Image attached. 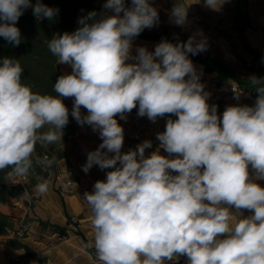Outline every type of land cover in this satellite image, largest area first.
<instances>
[{
    "label": "clouds",
    "instance_id": "clouds-1",
    "mask_svg": "<svg viewBox=\"0 0 264 264\" xmlns=\"http://www.w3.org/2000/svg\"><path fill=\"white\" fill-rule=\"evenodd\" d=\"M203 2L219 11L227 0ZM27 9L38 21L59 12L42 0H0V38L13 47L23 41L17 23ZM102 9L48 41L57 64L71 68L57 77L55 95L34 92L22 82L20 60L0 57V171L23 177L34 165L50 167L56 158L35 156L36 145L62 141L71 115L102 141L81 166L85 174L107 170L83 194L93 235L84 247L101 264H165L174 256L187 264H264V187L256 182L264 180V78H249L257 92L251 105L234 92L237 103L221 115L189 58L208 49L202 29L133 54V41L159 25L158 8L152 0H105ZM169 19L185 27L188 8L176 2ZM133 109L152 123L168 117L148 155L150 140L122 151L116 117L126 121ZM50 187L38 178L34 191L44 196Z\"/></svg>",
    "mask_w": 264,
    "mask_h": 264
},
{
    "label": "crops",
    "instance_id": "crops-1",
    "mask_svg": "<svg viewBox=\"0 0 264 264\" xmlns=\"http://www.w3.org/2000/svg\"><path fill=\"white\" fill-rule=\"evenodd\" d=\"M130 2V0H128ZM155 7L159 10L160 23L158 26L148 29L159 32L166 29L170 34H184L189 37L198 29L203 30L207 37L208 49L204 53H209L216 59L226 62L230 65L235 74L240 77H250L245 63H250L252 54L248 52L236 37L231 24L235 16V0H227L219 11H214L204 6L203 0H152ZM178 2L188 8V23L185 27H179L170 22L169 13L173 5ZM248 15L251 28L245 32L248 45L261 52V62L264 64V0H248ZM157 43L136 38L133 41V54L138 46L146 47L149 51H154ZM198 71H202L201 82L205 84L206 91L211 93L209 103L219 99L225 93V90L214 86L215 80L212 73H205L202 67L193 62ZM62 73H70L71 68L67 65H60ZM231 90H235L231 89ZM72 105L71 98L67 99ZM248 93H243L239 103L251 105L254 102ZM237 101L232 96L224 99V105H233ZM87 114L86 109H81ZM168 117L160 118L156 123L150 122L147 117H138L137 114H128L127 120L118 122L124 129V145L122 151L135 149L136 145L142 141H152V147L146 149V155L159 148L160 142L156 139L158 132L165 130V123ZM175 118V117H173ZM98 133H94L90 126L85 125L71 135L62 145V150L66 153L73 171L77 174L78 180L71 181L69 172L66 168V160L61 159L56 164V175L52 176V182L49 192L44 196L37 197L36 208L42 214L48 216L53 224L67 227V236L59 240L58 236L53 237V241L46 244L43 241L35 239L37 223H32L27 230V237L22 239L40 256L46 258L45 264H101L96 254H93L84 247L85 242L80 235L75 234L78 229L87 240V244L92 240L91 212L89 205L83 198V194L92 191L93 184L97 180L105 178V171H101L98 166H94L89 173L82 171V165L86 162L88 151L95 150L101 143ZM162 155H167L163 149H159ZM264 187V180H257ZM0 211L18 218H23L27 209L12 202L10 205L0 204ZM249 215L247 211L244 213ZM66 215L76 220L78 225H67ZM21 251L14 250L7 243L6 236H0V264H13L11 258L17 257ZM19 264H40L33 259L22 260ZM165 264H187L185 257H173L171 262L165 261Z\"/></svg>",
    "mask_w": 264,
    "mask_h": 264
},
{
    "label": "trees",
    "instance_id": "trees-1",
    "mask_svg": "<svg viewBox=\"0 0 264 264\" xmlns=\"http://www.w3.org/2000/svg\"><path fill=\"white\" fill-rule=\"evenodd\" d=\"M42 2L49 7L58 8L57 16L51 21L47 19L38 21L33 16L32 10L27 9L17 23V27L23 36L22 43L18 47H13L3 38H0V57H15L20 60L24 68L22 82L31 85L34 92L55 95L53 84L57 77L63 73L59 64H57V58L48 50V41L54 34L74 31L79 26L78 19L86 16L88 12L95 10L97 13H101L105 0H42ZM33 3H35V0H33ZM234 12L235 16L231 24L232 30L235 31L236 37L242 46L252 54L251 62L244 65L249 71L250 77L264 78L261 52L250 47L245 37V32L251 28L248 0H235ZM137 38L157 44L161 40L176 43L188 39L184 34H170L166 29L159 32L145 29ZM189 58L198 63L205 73L213 74L216 88L225 90L222 97L209 103L218 105L219 114L222 115L226 107L224 99L232 96L234 92L248 93L252 98H256L257 92L254 89L255 86L249 80L250 77L238 76L226 62L204 52L195 56L189 54ZM232 86H235V90H231ZM64 103L71 112L72 104L67 99L64 100ZM131 113L137 114V109H133ZM79 128L80 126L70 115L69 124L64 129L62 141L47 146L36 145L35 156H47L49 159L56 158L50 167L34 165V169L23 177L9 176L8 173L11 169L0 171V204L10 205L12 202H17L27 209L23 218L14 217L0 211V236L7 237V243L12 249L21 251L17 257L10 259L13 264H19L25 259H33L40 264L46 262L44 256H40L34 248L22 241L27 237V230L32 223H37L35 239L46 244L53 241L55 236H67V227L51 223L48 216L38 211L35 204L37 197L34 195L33 190L38 178L49 179L52 182V176L56 175L57 161L61 159L66 160L69 179L71 181L78 180V176L73 171L66 153L62 150V145ZM25 193L31 196V199L25 198ZM81 217L77 216L74 220L66 215L67 225L76 227L78 225L77 219ZM75 234L80 235L87 244L86 238L78 229L75 230ZM87 250L96 254L94 248H87Z\"/></svg>",
    "mask_w": 264,
    "mask_h": 264
},
{
    "label": "built area",
    "instance_id": "built-area-1",
    "mask_svg": "<svg viewBox=\"0 0 264 264\" xmlns=\"http://www.w3.org/2000/svg\"><path fill=\"white\" fill-rule=\"evenodd\" d=\"M234 88H235V86H232V88H231V89H234ZM23 179H24V178H23ZM64 238H65L64 236H61V237H60V236H58V239H59V240H63Z\"/></svg>",
    "mask_w": 264,
    "mask_h": 264
}]
</instances>
